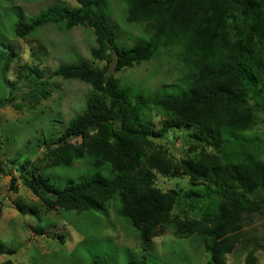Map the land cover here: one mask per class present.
I'll use <instances>...</instances> for the list:
<instances>
[{"label":"trees","instance_id":"obj_1","mask_svg":"<svg viewBox=\"0 0 264 264\" xmlns=\"http://www.w3.org/2000/svg\"><path fill=\"white\" fill-rule=\"evenodd\" d=\"M75 1L76 8H48L27 22L19 19L14 34L26 38L47 23L92 29L91 55L106 64L96 69L71 64L54 71L56 76L89 84L92 94L82 114L70 119L44 148L47 165L69 167L82 160L91 175L60 187L33 162L11 160L22 185L50 210H73L78 215L105 211L117 196L118 213L138 232L141 246L168 225L178 238L201 235L208 264H225V256L240 238L239 220L263 207L251 197L264 195V162L254 150L231 147L230 138L264 116V0H119L125 5L126 22L143 24L145 33L141 42L128 47L119 46L118 34L98 0ZM161 50L171 52L179 67L189 72L184 88L177 92L139 91L132 97L108 70L111 62L115 73L148 61ZM11 55L21 59L19 52ZM17 66L28 69V76L35 73L33 67ZM34 83L43 96L48 94L42 80L36 78ZM13 98L10 94L0 101V108ZM151 108L163 114L158 129L143 120V110ZM183 127L189 131L177 147L176 159L156 138ZM155 172L187 176L191 187L162 191L155 185ZM186 199H191L190 209L197 201L210 199V214L202 212L203 220L174 214V206ZM28 209L42 221L36 207ZM251 260L248 253L245 261Z\"/></svg>","mask_w":264,"mask_h":264},{"label":"rangeland","instance_id":"obj_2","mask_svg":"<svg viewBox=\"0 0 264 264\" xmlns=\"http://www.w3.org/2000/svg\"><path fill=\"white\" fill-rule=\"evenodd\" d=\"M123 4L119 0H98L107 22L118 34L119 46L128 47L141 42L145 33L143 24L126 22ZM77 6L75 0H0V101L10 94L14 97L0 108V207H3L0 262L11 259L14 264H92L97 260L107 264H141L143 261L146 264H208L209 256L201 235L178 238L168 225L141 246L138 232L118 213L117 196L107 203L105 211L92 209L78 215L73 210H50L22 185L12 161L33 162L44 176H49L60 187L91 175L89 166L82 160H76L69 167L47 165L44 148L47 142L58 137L70 119L82 114L85 101L92 94L89 84L77 78L56 76L54 71L71 64H84L92 69L106 64L105 60H96L91 55L95 45L92 29L83 25L66 28L62 23H47L26 38H17L14 34L19 19L27 22L48 8ZM12 52H19L21 59L14 60ZM170 53L161 50L150 60L115 73L111 62L108 70L118 78L120 88L132 97L139 91L157 95L177 92L184 88L181 86L189 72L181 69ZM19 64L33 67L35 73L28 76V69L19 70ZM36 78L42 80L46 96L40 85L34 83ZM150 110H143V120L158 129L163 114L155 108ZM188 131L189 127L171 129L156 141L178 159L177 147ZM230 140L231 147L238 149L239 145L254 150L264 162V116L260 114L251 129L234 133ZM154 182L162 191L183 192L191 187L189 178L183 175L167 177L155 172ZM263 197L260 192L252 195L251 199L263 203V207L244 214L239 220L240 238L225 256V264H264ZM190 202L191 199L180 201L172 212L182 218L199 219L202 212L210 214V199L197 201L194 209H190ZM28 207H36L42 221L37 220ZM248 253L253 260L246 262Z\"/></svg>","mask_w":264,"mask_h":264},{"label":"crops","instance_id":"obj_3","mask_svg":"<svg viewBox=\"0 0 264 264\" xmlns=\"http://www.w3.org/2000/svg\"><path fill=\"white\" fill-rule=\"evenodd\" d=\"M0 211H1V213H0V217H1V215L3 214V207H2V205H1V207H0ZM25 213V212H24ZM13 215H9V217L10 218H13L12 217ZM8 252V251H7ZM13 262V261H12ZM14 264V263H13Z\"/></svg>","mask_w":264,"mask_h":264}]
</instances>
